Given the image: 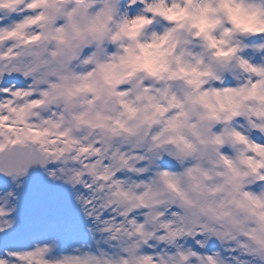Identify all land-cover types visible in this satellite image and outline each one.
I'll return each instance as SVG.
<instances>
[{
	"label": "snow or ice",
	"instance_id": "obj_1",
	"mask_svg": "<svg viewBox=\"0 0 264 264\" xmlns=\"http://www.w3.org/2000/svg\"><path fill=\"white\" fill-rule=\"evenodd\" d=\"M170 10L0 0V264H264V36L205 57Z\"/></svg>",
	"mask_w": 264,
	"mask_h": 264
},
{
	"label": "clouds",
	"instance_id": "obj_2",
	"mask_svg": "<svg viewBox=\"0 0 264 264\" xmlns=\"http://www.w3.org/2000/svg\"><path fill=\"white\" fill-rule=\"evenodd\" d=\"M154 3H164L171 9L168 15L174 16L184 25V35L198 32L193 40V47L205 57L212 54L225 56L231 49L247 50V42L256 37L264 36V0H175L180 7L172 8L173 0H151ZM137 17H148L146 19ZM126 21V23H125ZM165 17L159 14L146 13L143 10L135 16L127 10L120 14L118 19L101 20L98 27L115 30L122 25L121 39L134 48L141 60L160 57L168 46L166 40L153 42V35L163 36L169 25L164 22ZM137 43L149 45L146 48L135 47ZM264 44V39L257 41Z\"/></svg>",
	"mask_w": 264,
	"mask_h": 264
}]
</instances>
